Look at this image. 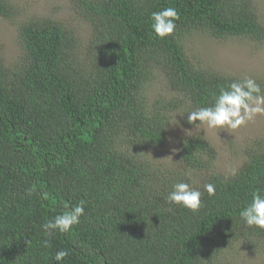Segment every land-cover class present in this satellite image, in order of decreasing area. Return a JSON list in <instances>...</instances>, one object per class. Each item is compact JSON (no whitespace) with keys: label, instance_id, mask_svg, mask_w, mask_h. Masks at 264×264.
<instances>
[{"label":"trees","instance_id":"16d2710c","mask_svg":"<svg viewBox=\"0 0 264 264\" xmlns=\"http://www.w3.org/2000/svg\"><path fill=\"white\" fill-rule=\"evenodd\" d=\"M67 1L89 26L84 44L70 26L32 18L18 25L17 58L0 55V264H226L232 245L264 243V230L239 219L251 192L264 189L262 145L245 150L235 177L214 169L216 152L200 136L180 142L172 169L146 157L163 146L172 112L186 118L238 80L194 67L184 37L260 40L251 2ZM166 7L179 20L161 40L149 17ZM16 14L0 0V17ZM158 77L176 98L147 103L144 87ZM181 181L203 193L197 213L166 203ZM81 200L80 224L45 247L41 226ZM58 250L69 253L60 262Z\"/></svg>","mask_w":264,"mask_h":264},{"label":"rangeland","instance_id":"374dc122","mask_svg":"<svg viewBox=\"0 0 264 264\" xmlns=\"http://www.w3.org/2000/svg\"><path fill=\"white\" fill-rule=\"evenodd\" d=\"M17 9V14L10 19L0 17V55L11 64L19 54L18 25L32 18H52L75 30L84 44L88 40L89 26L75 14L73 5L67 0H9ZM253 5L259 23L264 29V0H249ZM264 33V32H263ZM188 61L194 67L215 71L221 75L242 79L254 78L264 89V34L260 40L249 38L215 39L200 33L187 35L183 39ZM161 78H154L146 83L143 94L147 103L167 97L176 98L166 93ZM183 110L170 115L167 137L162 147L147 152L149 162L165 168L177 164V154L181 141L200 136L215 150L214 169L223 175H230V169H238L246 160L245 150L256 146L264 147V116H257L247 125L237 130H209L206 127H193L183 116ZM206 176V172L200 173ZM197 183V182H196ZM242 241L225 250L226 264H264V243L254 241L248 247Z\"/></svg>","mask_w":264,"mask_h":264},{"label":"clouds","instance_id":"9594fccd","mask_svg":"<svg viewBox=\"0 0 264 264\" xmlns=\"http://www.w3.org/2000/svg\"><path fill=\"white\" fill-rule=\"evenodd\" d=\"M149 28L158 39L171 36L176 29L179 14L176 8L166 7L151 13ZM257 116H264V89L257 81L249 76L239 80H232L226 87H221L218 94H214L208 106L199 107L187 112V123L193 127H206L209 130L230 129L237 130L247 125ZM238 170L230 169V176L235 177ZM204 192L209 197L215 195V185L206 183ZM35 192L34 187L27 189L29 196ZM203 193L187 182H177L171 186L166 196V203L197 213L202 207ZM48 198L47 193L42 194ZM85 215V202L79 201L74 206L65 205L59 215L45 222L41 227L45 236L44 246H49V237L55 234L67 235L81 222ZM239 219L247 228L264 230V189L255 188L251 192V200L239 211ZM30 243V241L28 242ZM67 250H58L54 256L57 262L68 256Z\"/></svg>","mask_w":264,"mask_h":264}]
</instances>
